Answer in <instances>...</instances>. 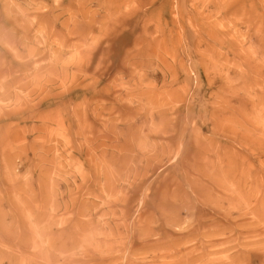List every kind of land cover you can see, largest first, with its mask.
I'll use <instances>...</instances> for the list:
<instances>
[{"label": "rangeland", "instance_id": "374dc122", "mask_svg": "<svg viewBox=\"0 0 264 264\" xmlns=\"http://www.w3.org/2000/svg\"><path fill=\"white\" fill-rule=\"evenodd\" d=\"M0 264H264V0H0Z\"/></svg>", "mask_w": 264, "mask_h": 264}]
</instances>
